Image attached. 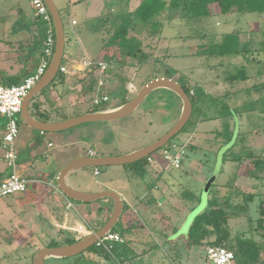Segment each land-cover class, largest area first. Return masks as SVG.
<instances>
[{
  "label": "rangeland",
  "instance_id": "374dc122",
  "mask_svg": "<svg viewBox=\"0 0 264 264\" xmlns=\"http://www.w3.org/2000/svg\"><path fill=\"white\" fill-rule=\"evenodd\" d=\"M119 1L121 3L124 1L125 5L119 4L118 9L124 10L127 8V11H131L141 0H128L129 3L127 4V0ZM62 14L65 24L66 41L68 44L72 42V48L77 52L75 58H81L83 61L85 57L83 58L84 55L80 48L82 45L81 42L83 43L85 39L82 36L79 37V33H76L70 24L72 18L78 20V17L73 13L71 17V14L66 13L64 9L62 10ZM136 21L137 34L142 38L143 46L150 52L149 56L151 57L147 60L127 57L123 60V63H118L120 64L119 67H113L111 72H107L104 77V79L112 83L116 80L126 84L129 82L134 83L135 90L136 87L137 90L131 93L128 99L133 98L137 91L155 76H173L175 78L176 75L172 73V69H176L180 73L185 74L194 82L203 85L208 93L217 96H221L227 91H237L255 84L262 85L260 83L264 82V52L260 53L261 50L264 51V43H261L264 40L261 33L264 30V13H246L228 18L213 16L201 22H194L187 21L181 16L179 11L177 12L172 9L155 16L148 24L144 25L142 22ZM117 22V18H110L108 21L102 22V28L97 29V32H101L103 35V42L113 33ZM235 31L239 33L242 43L250 41L252 47L255 49L260 48V50L249 53L246 57L240 55V57L236 58L232 56L192 55V52L199 48V44L221 39L223 34ZM97 37H99L97 34L93 39L88 37L92 41V45L94 44L93 48L95 50L93 53L89 51L91 58H103L105 56L104 54L97 55L100 44H102H99V40L96 39ZM41 56L42 52L39 47L38 50L33 52L30 64L37 66ZM244 64L247 67L249 79L235 82L229 81L227 79L228 72L233 71L235 65L241 66ZM261 71L263 73L262 75H260ZM68 75L72 76V78L75 76L73 66L72 69H69ZM77 76H81L83 79L98 80L103 75L101 70L97 68L90 75L79 72ZM57 79H59V73L51 84H54ZM181 82H185L184 79H181ZM48 88L49 86L44 91H47ZM260 88L257 89L254 87L251 93L253 98L264 95V86L262 89ZM86 90L82 94L81 99L84 102L78 106L62 107L60 113L72 114L73 117L85 112L88 109L87 105H92L93 103V92H88V89ZM245 97L248 96L237 92L227 97L225 96L224 99L226 98L225 101L230 102L232 106H236L239 104L243 105L247 101L249 102V99ZM257 105L260 108H264V103ZM179 107L180 98L175 93L165 89H158L152 92L136 111L124 118L112 121L88 122L72 127L66 131L45 132V134H40V130L29 128L20 113L17 115L20 126L16 143L18 145V153L22 156V159H24L25 154L28 156L24 160V162H29L28 176H34V179L40 178L43 184H48L50 180L56 182L55 170L64 164V158L63 162L57 163L61 156L68 154L65 161L67 163L71 160L69 157L71 153L72 158L77 156V154H88V149L92 148L95 144L99 146L97 149L99 155H119L131 152L134 149L150 144L171 129L180 116ZM218 108L213 110L215 111ZM50 115L53 118L55 113L51 112ZM196 117L197 112L190 122L187 123L186 127L170 140L184 143V150L182 151L184 168L183 166L180 168L183 172L180 169L165 168L167 161L162 156L161 148L151 154L155 162L153 166L158 171L164 172L165 176L169 177L171 181L177 183V189L179 184H183L181 188V191H184L183 194L194 193L197 196L196 198L193 195L186 196L184 200L180 199L178 202L179 208L183 210L188 203L193 205V207L195 206L194 211L186 217L187 219L181 229L182 233L187 235L195 217L209 208L208 195L211 186L217 182H228L227 180L229 179L235 186L245 191L246 195L249 193L255 194L253 201H250L248 204V214L256 223L261 217V201L264 199V178L256 179L248 175L245 176L243 173L246 166L242 167L239 171L237 162L234 166L236 170H233V163L228 161L225 164L222 163L224 149L219 151L220 146L224 142V136L217 131H223L226 123L233 125L236 118L234 121L227 117L199 121L195 125L194 131L188 132V128L190 130L193 127L192 125ZM237 119V128L240 127L241 132L247 134H245L243 142L241 141L233 145L231 149L226 151L224 156L226 160L233 161L234 155L232 152L242 154L245 149L264 155V111L262 112L259 108L254 111L244 110L239 114ZM29 139L33 140L28 144V147L21 150L19 142ZM35 140L39 145L35 146L33 148L34 150H32L30 144ZM70 140H72V143H68ZM49 141L54 143V147H48ZM36 144L34 142V145ZM191 145H194L195 148H191ZM146 162L148 169L146 174L151 173V164L148 161ZM222 166L225 170L223 173L220 172ZM53 168L55 169L53 170ZM99 168L100 174H95V167L77 169L71 175H68V179L70 181L72 180L74 187L84 191L102 189L105 188V185L110 186L109 189L113 188L116 191H122L121 189L125 187L124 184H130L131 187L136 188V191L143 190L140 188L144 183L143 180H139L140 182L132 185L126 179L124 183V179L130 177L133 172L132 165L99 166ZM152 171L154 170L152 169ZM34 185L33 182L29 183L28 190L31 187H35ZM49 187L47 191H52V188ZM181 191H178L179 195ZM50 193L51 197H53V192ZM17 195L18 193L0 198L2 203L9 202L14 206L13 209L10 208L4 213L9 218H0V251H2L4 242V239L1 238L3 227L7 230H13V225L19 224V219L25 223L30 221L28 222L30 235L23 240V249L22 252H19L20 254H16L15 252L1 254L0 252V264H32L33 255L31 256V254L38 248L50 244L53 241L59 244L62 242L58 237L50 236L52 233L51 228H44L46 222L42 218L43 215L36 220L38 224L40 223L44 226L40 227L37 225L35 228L32 227L35 219L33 220L31 211L34 207H30V204L25 206L24 209H21L14 202ZM179 195L178 197L180 198L181 196ZM106 200H110V198L106 197L101 199L103 202H106ZM73 203L79 205L77 206L79 209L81 207L80 205L94 208L93 203L84 204L82 202V204H79L80 202L75 200H73ZM61 207L65 209L66 203H62V206L60 204L59 209ZM125 214H127V209ZM249 217L241 216L239 218H233L230 221L232 231L234 235L238 231H246L247 235L253 236L261 242L264 250V236L262 237L254 231L251 232ZM119 225L116 228H119ZM54 230L58 231L57 228H54ZM12 245L15 246L16 243ZM179 247L184 248V243H179L176 248ZM26 252H28V255L25 254ZM85 254L89 258L98 260L103 264H117L114 258L108 260L103 256L89 251L85 252ZM45 264H67V262L66 259L51 257L46 259Z\"/></svg>",
  "mask_w": 264,
  "mask_h": 264
},
{
  "label": "crops",
  "instance_id": "0c3cea01",
  "mask_svg": "<svg viewBox=\"0 0 264 264\" xmlns=\"http://www.w3.org/2000/svg\"><path fill=\"white\" fill-rule=\"evenodd\" d=\"M55 2L60 8L61 14L64 9L66 13L71 14V17L72 13L78 17V20L76 18H72L70 24L76 33H79V37L82 36L86 41V43L85 41L83 43L81 42L82 45L80 48L82 54L84 55L83 58H85L83 61L81 58L76 59L75 57L77 52L72 48V42L71 44H68L66 41L65 54L62 63L63 66L66 67V71H60L61 73L59 72V79H57L54 84L49 85L47 91H44V89L35 96L30 107L32 115L39 119L51 121H60L70 118L72 117V114H65V112L60 113V109L67 106H78L84 102L81 99L82 94L87 91L86 89H88V92H93V103L92 105L86 104L88 109L83 113L116 106L112 105V100H110V102L96 104L94 100L97 95L108 94L111 99H113L112 96H115V101H120L124 97L130 98L129 95L137 90V87L135 90V84L132 82H129L128 84L119 80L113 81V83L108 82L107 79H104L105 73H102V78L98 80L83 79V77L77 76L79 72L87 73L88 71H93L97 68L100 69L97 66L87 67L84 64L87 58L95 61L103 60L102 58L90 57L89 51L93 53L95 50L93 48L94 44L92 45V41H90L89 38L93 39L96 34L99 36L96 39L99 40V44H102H100L97 55H102V47L104 45L103 35L101 32H97V29L102 28L103 21H108L110 18L116 17L118 14L127 11V8L124 10L117 8L119 7V4L125 5L124 1L121 3L119 0H55ZM127 3H129L128 0L126 4ZM139 3L140 2H138L136 7ZM134 9H131V11ZM142 23L144 25L148 24L144 22ZM261 33L264 38V30H262ZM0 38V80L7 84L21 83L25 77L31 74L38 66L31 65L30 60L33 52L38 50L39 47L42 52L46 38L43 23L37 17L35 8L29 0H0ZM263 52L264 51L261 50L260 53ZM232 57L236 58L240 57V55ZM110 65L111 63H109V66ZM72 66L75 71V76L73 78L68 75L69 69H72ZM236 66L237 65H235V67ZM262 74L263 73L261 71L260 75ZM100 80L104 81L103 86H100ZM261 84L260 89L263 88L264 82H261ZM253 86L244 87V90L239 93L247 95L248 97L245 98H248L249 101L263 98L264 95H260L258 98L252 97L251 93L254 90ZM261 94L263 93L261 92ZM35 103H38V106H35ZM104 104L108 105L102 107ZM182 106L183 103L180 98V114ZM51 112L55 113L53 118H51ZM2 124L3 123L0 122V127ZM28 127L31 128L30 126ZM1 133L2 129L0 128V135ZM39 133L42 134L41 131ZM32 140L33 139L22 140L19 142L20 149L22 150L23 148L28 147V144ZM68 143H72V140ZM37 145L39 144L34 146ZM95 145L96 150L93 151L92 148H89L88 155H99L97 152L99 146L98 144ZM231 145L232 144L224 147V151L222 153V163L225 164L227 161L231 162L233 163L232 169L236 170V167H234L236 165V161L226 160L224 157L226 151L231 147ZM48 147H54V143L49 141ZM222 149L223 146L221 145L219 151ZM82 154L84 153L77 154V156ZM4 155L5 147L0 146V180L9 173ZM67 155L68 154L61 156V158H59L60 160L57 161V163L63 162L64 158V164L60 166L59 169L56 168L55 176H57L58 172L69 162L65 163ZM27 157V154H25L24 159H22L21 155L19 156L20 172L29 179V183L33 182L35 187H31L29 190L27 188L25 192L18 193L14 202L21 207V209H24L25 206L30 204V207H34L31 211L33 220L35 219V222L32 225L33 228L37 225L40 227L44 226L40 223L38 224L36 220L38 217L43 215L42 218L46 222L44 228H51L52 233L50 236H56L63 242L66 238L72 237L75 238L76 241L82 239L92 234L93 231L99 229L106 223L114 209V201L112 199L106 200V202L101 200L90 202L94 204L95 209L83 205H80L81 207L79 209V207H77L79 205H75L72 199H68L66 195L58 189L55 181L50 180L48 184H43L40 178L34 179V176H28L27 171L29 162H24ZM69 157L72 159V153ZM148 163L151 164V173L140 175L132 172L130 177L124 179V183L127 179L132 183V185L140 182L139 180H143L144 183L142 187H140L143 189L142 191H136V188L134 189L130 186V184H124L125 187L121 189L123 192L118 190L125 201L124 211L118 224L129 230L123 234L118 231V233L122 236L123 241L113 242L112 245L115 246L117 244L125 243L133 248L134 251L132 252L138 253V255L132 259L131 264H206L207 257L205 253V245L194 246L191 248H176L179 243H184L186 234L182 233L181 229L187 219L186 217L195 209V206L193 207L190 203H188L189 205H186L184 210L179 208V200H184V191H181L183 184H179L177 189V183L171 181L169 177L165 176L164 172L158 171V169L153 166L155 163L154 160L152 162L148 161ZM54 169L55 168H53V170ZM96 169L99 170L98 173H96ZM152 169L154 171H152ZM94 171L95 174H100L99 167H95ZM224 171L225 170L222 166L220 172L223 173ZM72 173L73 172L69 175ZM67 180L72 185V180L70 181L68 176ZM227 181L228 182L224 183L217 182V184L224 185L231 183L230 179ZM47 186H50L52 191H47ZM107 188H110V186L105 185V188L102 189ZM178 191H181L180 195L178 194ZM50 192H53V197H51ZM178 195L181 197L179 198ZM62 203H66L65 209H62V207L59 209V205L61 204L62 206ZM79 204H82V202ZM10 208H14L13 204L9 202L2 203L0 199V218H9L4 213H6ZM126 209L127 214H125ZM82 210L83 212H81ZM19 220V224H16L15 226L13 225V230H7L3 227L1 238L4 239V242L2 241L3 247L2 251H0L1 254H10L13 252L18 254L19 252H22L23 240L30 235V226L28 225V222L30 221L25 223L23 220ZM54 228H57L58 231H55ZM13 243H16V245L13 246ZM139 246L141 247L139 248ZM144 251H146V253L142 254ZM34 253H32L31 256ZM25 254L28 255V252ZM116 263L119 264L117 261Z\"/></svg>",
  "mask_w": 264,
  "mask_h": 264
},
{
  "label": "trees",
  "instance_id": "16d2710c",
  "mask_svg": "<svg viewBox=\"0 0 264 264\" xmlns=\"http://www.w3.org/2000/svg\"><path fill=\"white\" fill-rule=\"evenodd\" d=\"M172 9L177 12L179 11L181 16L187 21L201 22L213 16L228 18L246 13L262 14L264 13V0H141L133 11H124L115 17L118 22L113 33L104 41L102 54L105 56L102 59L108 63L118 64L123 63V60L127 57L142 60L150 58V52L144 48L142 38L137 34L136 20L148 23V21L155 16L164 13L166 10ZM44 33L46 35L45 27ZM261 43H264V40H262ZM198 46L199 48L192 52V55H241L246 57L249 53L260 50V48L255 49L252 47L250 41L242 43L240 35L236 31L223 34L221 39L217 41L205 42ZM115 57L118 58L117 61L114 60ZM93 72L94 70L88 71L87 73L90 75ZM172 73L176 75L175 78L183 85L192 101L193 114L190 120L197 112V117L192 125L193 127H191L190 130L188 128V132L194 131V127L199 121L211 120L219 117H227L234 121L236 118L233 125L226 123L223 131H217L224 136V142L222 144L223 149L232 144L229 148L231 149L233 145L244 141V136L247 133L241 132L240 127L237 128V118L242 111H254L258 108L264 111V108H260L257 105L259 103H264V96L258 100L247 101V103L243 105L239 104L232 106L230 102L228 103L225 101L226 98L224 99V97L243 91L244 88L237 91H227L223 95L217 96L208 93L203 85L194 82L190 77L180 73L178 70L172 69ZM106 74L107 71H105V75ZM248 77L249 73L245 64L234 67V70L228 72L227 75V79L231 82L247 80ZM181 79H184L185 82H181ZM12 84L13 83H10L8 85ZM260 86L259 84H255L253 87L260 88ZM112 97V105L122 104L129 100L127 97H124L120 101H115V96ZM34 105L38 106V103ZM106 105L108 104H104L102 107ZM215 108L218 109L214 111L213 109ZM173 142L175 141H169L166 146L171 145ZM192 147L195 148L194 145H191V148ZM232 154L234 155L233 160L237 162L239 171L242 167L246 166L243 173L245 176L248 175L256 179L264 178V155L257 154L248 149L243 150L242 154L234 152H232ZM146 161L147 157L146 159L144 158L129 165H132L134 173L142 175L146 174L148 170ZM192 195L195 198L197 197L196 194L190 193L184 194V198ZM254 197V193L246 195L245 191L235 186L232 182L224 185L217 183L213 184L208 195L209 208L195 217L185 237V247L191 248L201 245L225 246L234 252L235 264H264V250L261 242L255 237L247 235L246 231H238L234 235L230 226V221L233 218H239L241 216L249 217L248 204L250 201H253ZM248 220L250 222L251 232L254 231L263 237L264 199L261 201V217L256 223L250 217ZM119 226V228L115 227L113 230L116 232L119 231L121 234L129 230L123 228L121 225ZM75 241L76 239L73 237L66 238L61 244ZM50 245L60 244L53 241ZM89 251L96 255L103 256L108 260L114 258L119 264H131L132 259L138 255V253L132 252L134 251L133 248L125 243L113 246L111 251H108L103 246L95 244ZM144 253H146V251L142 254Z\"/></svg>",
  "mask_w": 264,
  "mask_h": 264
},
{
  "label": "water",
  "instance_id": "95a60500",
  "mask_svg": "<svg viewBox=\"0 0 264 264\" xmlns=\"http://www.w3.org/2000/svg\"><path fill=\"white\" fill-rule=\"evenodd\" d=\"M45 2L48 5L55 24V51L46 72L29 91L28 95L23 101L21 117L28 126L44 132H62L88 122L112 121L121 119L131 115L154 90L161 88L169 89L176 93L181 98L183 106L181 114L173 127L150 144H147L134 151L119 155H78L72 158L58 172L56 176V184L58 189L62 191V193H64L68 199L90 203L108 197L114 201V209L106 223L99 229L93 231L92 234L72 243L54 246H42L37 249L33 254L32 264H45L46 259L50 257L67 259L81 255L83 252L89 250L93 245L97 244L99 239L103 238L106 233L113 230L117 226L123 214L125 201L118 191L109 188L94 191L80 190L68 182L67 176L71 172L77 169L88 167L117 166L140 161L150 156L154 151L167 145L175 135L183 130L193 114L192 101L183 85L174 77L157 76L145 83L133 98L129 99L125 103L110 108L89 111L81 115L73 116L60 121L44 120L33 116L30 110L33 99L39 92L48 87L57 77L60 67L63 63L66 47L65 24L60 8L56 4L55 0H45ZM114 60L117 61L118 58L115 57ZM119 66L120 64L114 63L107 68V72H111L113 67ZM34 142L38 144L36 140L33 141V143L30 144L31 149L35 147ZM92 150H96V145L92 146ZM72 264L103 263L98 260L86 257L78 259Z\"/></svg>",
  "mask_w": 264,
  "mask_h": 264
},
{
  "label": "built area",
  "instance_id": "2783aa9c",
  "mask_svg": "<svg viewBox=\"0 0 264 264\" xmlns=\"http://www.w3.org/2000/svg\"><path fill=\"white\" fill-rule=\"evenodd\" d=\"M35 8L37 17L43 23L46 31V38L42 50L41 61L36 69L18 84H4L0 80V122L2 133L0 135V146L5 147V162L9 169L7 176L0 180V198L11 194L25 192L28 188L29 179L20 172L19 153L17 150V137L20 132L19 121L17 115L21 113L23 101L29 91L34 87L42 75L46 72L55 51L56 31L52 14L45 0H29ZM87 67L97 66L104 74L109 63L103 60H92L87 58L84 62ZM65 72L66 67L63 64L59 72ZM100 86L104 85V81H99ZM111 97L108 94L97 95L96 104L110 102ZM44 134V131H41ZM51 145V143H50ZM184 143L175 141L169 146L162 147V156L167 161L166 169H180L182 163V151ZM149 162L153 161L152 156H148ZM99 170L96 169V173ZM122 236L111 230L103 238L97 242L108 251L113 248V242H122ZM205 253L207 257L206 264H235V254L232 250L225 246L206 245Z\"/></svg>",
  "mask_w": 264,
  "mask_h": 264
},
{
  "label": "flooded vegetation",
  "instance_id": "af4514ba",
  "mask_svg": "<svg viewBox=\"0 0 264 264\" xmlns=\"http://www.w3.org/2000/svg\"><path fill=\"white\" fill-rule=\"evenodd\" d=\"M65 244H66V243H65ZM45 246H54V245L47 244V245H45ZM87 251H89V250H87ZM87 251H85V252H87ZM85 252H83L81 255H78V256H76V257H73V261H72V258H67V259H66L67 264H72L73 262H75L76 260L81 259V258H86V257L89 258V256L86 255ZM89 252H90V251H89Z\"/></svg>",
  "mask_w": 264,
  "mask_h": 264
}]
</instances>
